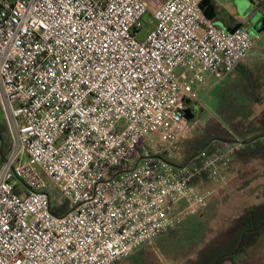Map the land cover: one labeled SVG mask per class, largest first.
Segmentation results:
<instances>
[{"label":"built area","instance_id":"obj_1","mask_svg":"<svg viewBox=\"0 0 264 264\" xmlns=\"http://www.w3.org/2000/svg\"><path fill=\"white\" fill-rule=\"evenodd\" d=\"M203 1L0 0V264H117L208 207L243 143L172 160L200 127L196 87L257 39Z\"/></svg>","mask_w":264,"mask_h":264},{"label":"rangeland","instance_id":"obj_2","mask_svg":"<svg viewBox=\"0 0 264 264\" xmlns=\"http://www.w3.org/2000/svg\"><path fill=\"white\" fill-rule=\"evenodd\" d=\"M253 1L219 0L218 10L224 14L226 23H229V20L233 19L231 17L254 12ZM260 10L264 11V8ZM155 25L153 16L146 15L137 36L138 40L144 41ZM252 36L257 39V44L232 74L221 81L211 80L204 86L196 87L204 114L200 127L191 139L200 135L209 123H214L212 120H221V113L227 112L229 105L235 114L245 115L240 106L250 102L247 95L248 88L251 89L250 84L259 83L260 93L264 97V30L256 35L252 33ZM263 112L264 103L255 106L251 110L250 119L260 116ZM227 117L231 118L232 112ZM0 119L3 121L2 114ZM179 150L182 149L179 148L176 153L178 158H181ZM212 188L213 198L208 207L200 211L206 213L193 217L195 222L191 221L185 230L178 232L177 228L160 235L154 242L144 244L130 257L117 264H185L195 259L198 252L220 231L227 228L241 212L264 203V160H253L244 165L236 158L225 180L213 184ZM50 190L53 198L59 199L56 188L51 186ZM261 252L264 254V246L256 257ZM256 257L244 261L245 264H254ZM257 263L264 264V259Z\"/></svg>","mask_w":264,"mask_h":264},{"label":"trees","instance_id":"obj_3","mask_svg":"<svg viewBox=\"0 0 264 264\" xmlns=\"http://www.w3.org/2000/svg\"><path fill=\"white\" fill-rule=\"evenodd\" d=\"M234 25V24H232ZM247 95L250 102L240 106L245 115L235 114L229 105L227 112L221 113V120H212L204 131L190 140L183 141L179 148L181 158H175V165L187 164L195 159L201 152L213 150L218 141L232 142L240 140L242 149L237 158L247 165L253 160H264V112L250 119L252 108L264 103L260 93V84H250ZM232 112V117L228 118ZM247 112V113H246ZM1 114V110H0ZM219 116V117H220ZM0 139L3 142V158L8 155L9 145L6 136V126L0 119ZM53 213L63 216L68 212L67 203L57 205L53 202ZM264 246V203L251 206L241 212L230 225L220 231L197 254L195 259L185 264H241L256 257Z\"/></svg>","mask_w":264,"mask_h":264},{"label":"water","instance_id":"obj_4","mask_svg":"<svg viewBox=\"0 0 264 264\" xmlns=\"http://www.w3.org/2000/svg\"><path fill=\"white\" fill-rule=\"evenodd\" d=\"M201 9L203 10L205 16L207 17L208 20L210 21H214L218 26L225 28L230 34L236 32L238 29L247 26V24H245V22H239L238 24H236L233 27H227L225 26V24L223 22H221L220 20H218L217 18V13H216V9L214 4L212 3V0H204L202 5H201ZM254 12H252L249 15H241V17L244 20H249L253 17ZM252 20L253 23V27L251 28V32L253 34H259L264 30V21L260 24H258L259 21V17H255ZM187 104L190 105L191 101L187 100ZM185 118L190 121L194 118L193 113L191 111L190 108H187L185 111Z\"/></svg>","mask_w":264,"mask_h":264},{"label":"crops","instance_id":"obj_5","mask_svg":"<svg viewBox=\"0 0 264 264\" xmlns=\"http://www.w3.org/2000/svg\"><path fill=\"white\" fill-rule=\"evenodd\" d=\"M218 1L219 0H217V3H218ZM218 9H219V3H218V7H217ZM219 16H220V21L221 22H223L224 24H225V26H227V27H233V26H235L236 24H238L239 22H245L246 20H244L239 14L237 15V16H235V17H231V18H233V19H230L229 20V23H226V21H225V16H224V14L222 13V12H220L219 11ZM232 24H234V25H232ZM233 73V72H232ZM229 76V75H228ZM202 213H206V212H199L195 217H197L198 215H200V214H202ZM194 217V218H195ZM195 222V219H193V217L192 218H189V219H187V220H185L179 227H178V232L180 231V230H185L186 229V227L187 226H189L190 225V223H192V222ZM154 242V241H153ZM260 259H261V261L264 259V254L261 252L257 257H256V260H254V264H258L257 262H259L260 261ZM256 261V262H255ZM243 264H245V262L243 263Z\"/></svg>","mask_w":264,"mask_h":264},{"label":"flooded vegetation","instance_id":"obj_6","mask_svg":"<svg viewBox=\"0 0 264 264\" xmlns=\"http://www.w3.org/2000/svg\"><path fill=\"white\" fill-rule=\"evenodd\" d=\"M212 3L214 4L215 6V9H216V13H217V18L218 20H220V16H219V10H218V3H217V0H212ZM253 9H254V14H253V18L255 17H259V21H258V24L262 23L264 21V11H261L260 8H264V0H254L253 1ZM249 19V20H246L245 21V24H247V26L250 28L253 27V23H252V20Z\"/></svg>","mask_w":264,"mask_h":264}]
</instances>
